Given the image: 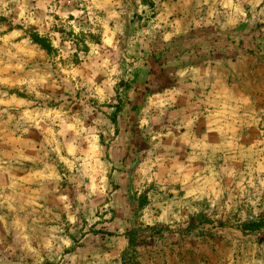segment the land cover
<instances>
[{"label": "rangeland", "instance_id": "rangeland-1", "mask_svg": "<svg viewBox=\"0 0 264 264\" xmlns=\"http://www.w3.org/2000/svg\"><path fill=\"white\" fill-rule=\"evenodd\" d=\"M0 264H264V0H0Z\"/></svg>", "mask_w": 264, "mask_h": 264}]
</instances>
